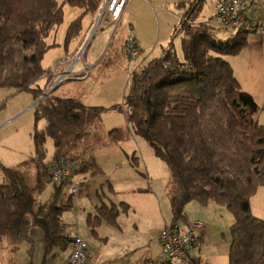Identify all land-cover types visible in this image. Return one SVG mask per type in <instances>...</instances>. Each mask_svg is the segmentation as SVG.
<instances>
[{
  "label": "trees",
  "instance_id": "1",
  "mask_svg": "<svg viewBox=\"0 0 264 264\" xmlns=\"http://www.w3.org/2000/svg\"><path fill=\"white\" fill-rule=\"evenodd\" d=\"M66 2L88 13H98L100 6V0ZM204 5L205 0L179 4L185 12L174 34H182L183 59L170 43L159 58L145 60L129 77L123 105L112 110L123 112L133 135L144 139L169 168L171 225L184 221L191 202L224 207L234 218L229 264H264V220L251 210V199L264 187V125L256 120L259 108L254 98L241 90L223 57L239 54L248 45L249 34L261 26L252 21L257 30L220 39L209 23L198 22ZM62 22L59 0H0V87L32 91L36 99L47 91L38 82L53 72L45 71L42 61L58 46L47 40ZM81 22L70 25L67 44L80 33ZM104 111L51 93L36 103V119L47 123L42 133L34 134L37 178L32 181L20 169H3L0 239L18 243L41 237L46 258L55 259L56 253L68 250L73 240L65 233L62 215L72 208L73 196L66 197L67 186H54L50 200H40L51 183L50 164L43 162L45 143L53 140L54 161L73 159L79 164L76 174L96 175L94 158L79 162L69 154L75 153ZM117 133L110 135L115 138ZM118 209L100 207L113 225Z\"/></svg>",
  "mask_w": 264,
  "mask_h": 264
},
{
  "label": "rangeland",
  "instance_id": "2",
  "mask_svg": "<svg viewBox=\"0 0 264 264\" xmlns=\"http://www.w3.org/2000/svg\"><path fill=\"white\" fill-rule=\"evenodd\" d=\"M154 1V15L144 18H141L140 15H136L135 17L137 21L144 22L146 26L151 27V39L149 42L147 41V46H144L147 49V54L150 53L151 55L145 56L150 57V60L159 58L163 53V48H166L173 39L174 51L179 59H183L182 39L180 36L182 34H174L176 28L179 27L177 25L180 22V14H182L179 9V4L176 6L174 3L172 4L171 2L174 0ZM160 1L167 2L168 4H161ZM187 1L193 0H186L182 3L185 4ZM218 1L220 0H205L200 21L209 23L220 39L227 40L230 37L233 38L236 32L223 29L221 22L214 16L215 5ZM63 2L64 0H59L60 5ZM260 3L264 2L259 1L253 4L254 8L264 10V7ZM74 9L69 4L65 5L66 14L63 10L65 18L62 24L51 34L52 38H48L47 40L51 45L57 42L60 43V46H54L45 54L42 61V68L45 71H52L53 74L50 80L46 77L42 78L38 82V85L42 90L45 88L48 90L57 84L58 87L56 86L51 91V96L60 99L78 100L87 108L103 107L105 109L99 118L101 123L87 130L84 140L78 145L75 153L69 154V157L77 159L78 161L82 160L87 162L98 146L100 147L106 145L108 141H113L114 138L112 136L110 140H104L102 134L109 133L112 129L119 130L117 135L118 137L120 135V138L123 139L117 146L120 152H114L112 150H115V148H112V150L109 149L112 153L104 150L95 157L97 168L100 166L104 172L99 178H107L112 181L118 179V182L122 185L127 183L124 186V192L119 193L116 200L118 202H124L118 209L121 216L117 219H119L118 222L122 226V230L129 238L134 235V232L126 233L128 229L125 228L128 226L132 228L133 226L139 227L141 238L144 239L145 237V245L148 244V239L155 240L157 237L159 238L167 223L172 224L168 195L170 172L165 162L156 156L152 147L144 139L132 136L129 123L123 112L110 109L113 106L123 105L129 77L143 63L139 65V56L133 62H130L127 57V60L125 57H120L118 60L112 61L109 66H106V62L100 58L98 52H101L103 48L109 45L112 35L115 34V30L111 29V31L107 32L109 38L107 37L108 39L106 41L101 39V36L104 34L101 32L103 27L99 26L100 29H95L96 20L93 27L86 33L83 44L82 37L84 31L79 33L80 36L78 34L79 37L75 36L67 44L65 34L71 21L78 16L77 12L72 11ZM88 26H91V24ZM263 29L261 27L259 31L262 33ZM256 33H250L248 45L255 40L250 37L252 36L251 34ZM72 43H76L77 46L80 44L81 46L67 57L66 63L61 65L60 63L64 61H60L59 59H63L62 55L66 51L65 44L69 45L68 48H70ZM248 45L237 55L223 56L232 66L240 88L244 92H246L244 89L248 88L243 83V75L251 62V56L254 57L253 54L251 55L248 52L243 53ZM251 46H249V50H251ZM84 51L88 52L87 56L84 55ZM95 52L97 55L92 59V53ZM254 58L256 60L255 65L259 69L257 73L264 79V58L263 60ZM66 64L69 65V68L73 66L72 72L67 74V79L63 83L58 84L60 75L63 73L66 74ZM96 64H98L96 68H93ZM86 66L87 68H92L90 74L87 75L86 72L77 73L82 68H86ZM73 69L75 70L73 71ZM47 83L49 84L48 86ZM247 86L251 87L248 84ZM253 93L254 95L250 92L248 94L254 98L259 108L257 120L261 125H264V90L262 94L257 92ZM37 100L38 98L36 99L32 91L18 92L13 87H0V182H2L4 168L25 171L32 181H36L37 157L34 134L36 131L42 133L46 128L45 120L36 119L35 105ZM45 148L46 157L43 159V162L48 164L54 157V144L52 140L48 139L46 141ZM121 177H125L123 183L119 181ZM52 193L53 186L50 183L42 194H40V200L47 202L50 200ZM258 194V197L256 195L253 196L251 199L252 202H255L259 198L261 192ZM100 197H103V195L101 194ZM109 197L113 199L110 195L107 199ZM152 200H154V204ZM259 200L261 199L259 198ZM113 201L115 202L114 199ZM124 204L130 207L128 208ZM259 205L260 208L257 204L254 208L256 211L260 209L261 215L264 216L263 200L259 201ZM210 206L212 205H202L197 202H192L187 207V210L191 212H189V216L200 217L198 220H193L196 218H190V223L200 221L205 224V222L208 223L206 220L214 223V230L212 229L210 235L206 237L203 247L201 246L200 251H193L191 255L194 257L196 255L198 256L200 259L199 264H229L231 245L230 228L231 223L234 222V218L226 208L220 207L222 211H220V214H216L213 211L214 209H210ZM98 211V214L92 216L88 222L90 228H87V222L78 220L76 210L64 214L63 220L67 219L69 223V234L74 231L76 232V230L79 231V229L80 232L84 230L89 234L90 240L88 244L91 250L93 249L92 251H95L102 257L120 253V243L121 245L125 243L121 232L108 225L100 209ZM260 219L264 220L263 218ZM109 224L113 226L112 223ZM116 234H120V236L117 237ZM30 238L21 240L18 243L11 242L7 238L0 239V264H64V261L59 257L60 253H56L55 259L52 256L45 257L44 244L41 237ZM110 247L111 249H108ZM108 252L110 253L108 254Z\"/></svg>",
  "mask_w": 264,
  "mask_h": 264
},
{
  "label": "crops",
  "instance_id": "3",
  "mask_svg": "<svg viewBox=\"0 0 264 264\" xmlns=\"http://www.w3.org/2000/svg\"><path fill=\"white\" fill-rule=\"evenodd\" d=\"M66 1L67 0H64V2L62 3V11L64 10L65 14H66L65 5L68 4ZM105 1L106 0H100V6L98 9V13H96L97 11L94 13L93 12L88 13V12H86L85 8L72 6L75 8L72 11L77 12L78 16H76V18L71 21L70 25L73 22H75L76 20H79V19L82 20V22H81L82 23V29L80 31V33L82 31H84V35L82 37V44L85 41L86 33L93 27V24L96 20V28L95 29H100V27H103L101 32L104 34L101 36V39H104L106 41L109 38L108 37L109 34H107V32L111 31V29L115 30V34L112 35V38L109 42V45L107 47L103 48V50H101V52H98V55H100V58L104 59L103 61L106 62L105 63L106 66H109L112 61H115L116 59L118 60L120 57H125V59L127 60V58H126L127 56H126V52H125V43H126L128 37H130V36H132L136 39L138 46L140 48L139 65H140V63H144L145 60H150L149 59L150 57H146V56L151 55V54L150 53L147 54V52H146L147 49H145L144 46H147V41L149 42V40L151 39V36H152L151 27L146 26V24L144 22L141 23L140 21H137L135 19V17H136V15H140L141 18H144L147 16L154 15V13H155V7H154L155 1L154 0H128L126 5H125V8H124L123 16H122L118 26H116V24L111 23L110 19H107L106 22L102 23L103 25H98V22L100 20V13L103 9ZM184 1H186V0H174L171 3L172 4L174 3V5L176 6L177 4H181ZM259 1L264 2V0H254L250 6V9L247 12V18L251 21L258 23L262 28H264V10L260 9V8L256 9V8H254V5H253ZM189 2H191V1H187L185 4L188 5ZM160 3L166 4L167 2L160 1ZM260 5H262L264 7V3H260ZM179 9L182 12V14H180V21H181V17L183 15V13L185 12V8H179ZM64 18H65V16L63 14V19ZM198 22H202V21H200V17L198 19ZM90 24H91V26H88ZM179 24H180V22H179ZM70 25H69V27H70ZM69 27H68V30H69ZM56 30H57V28L55 30H53L51 32V34ZM68 30H67V32H68ZM67 32L65 34L66 37H67ZM255 33L256 34H251L252 36H250L251 38H254L255 40L252 41L251 43H249L248 47L244 50L243 53L248 52L251 55L253 54L254 57L259 58V60L260 59L263 60V58H264V34H262L260 31H255ZM51 34L49 36L50 39L52 38ZM76 36H78V34ZM79 36H80V34H79ZM180 36L182 39V35H180ZM94 38H95V36H94ZM230 38H232V37H230ZM169 41H170V39H169ZM172 42H173V39L171 40V43ZM55 43L58 46H60V43H57V42H55ZM250 45H252L251 50H249ZM68 46L69 45L65 44L66 51L62 55L63 59H59L60 61H64V62L60 63L61 65L66 63L67 57L69 55H71L74 51H76L77 48L80 47L81 45L79 44L77 46L76 43H72L70 48H68ZM166 48H163V52L165 51ZM101 54H102V56H101ZM84 55L87 56L88 52L84 51ZM92 55H93L92 59H94L96 57L97 53L96 52L92 53ZM143 55H144V57H143ZM245 55H247V54H245ZM64 57H66V58H64ZM254 57L251 56V62L249 63L248 68H247L248 71L245 70L244 75H243V83L248 88V89H244V90H246V92L248 91V93L250 92L253 95H254L253 92H257V93L262 94V92L264 90V79H262L260 74L257 73V71L259 69H258V66L255 65L256 60ZM180 60H182V59H180ZM97 65L98 64L93 66V68H96ZM68 66L69 65L66 64L65 70H66V72L70 70V73H71L73 66L70 68ZM74 70L75 69H73V71ZM86 70H89V74H90L92 71V68H90V67L87 68V66H86V68H82L77 73H85ZM63 75H65V73L60 75L58 84L63 83L65 81L64 80V81L60 82V79L62 78ZM51 77H49L48 80H50ZM65 79H67V77H65ZM247 84L250 85L251 87H248ZM55 85L57 86V84H55ZM127 85H128V83H127ZM53 87L50 89L53 90ZM50 89H48L47 91H49ZM52 90H50V92H49V94L51 93V95H52V92H51ZM51 97L55 98V96H51ZM117 106H119V105H117ZM115 107L116 106H113L110 109H113ZM101 108L104 109L103 107H101ZM256 120H257V115H256ZM100 123L101 122L99 120H97L94 125H98ZM46 125H47V123H46ZM113 130H117V129H112L109 131V133L106 132L105 134H102L104 140H110V137H111L110 134ZM131 133H132V131H131ZM117 134H113L114 136L116 135L112 141L113 143L108 141V143L106 145H103L100 147L98 146L94 150V152L90 156V158H94L96 165H97V161L95 160V157L98 154L102 153L104 150H108L109 153H112V151H114V152L116 151L117 153L120 152V150L117 148V146L119 143H121V141L123 139L120 138V135L118 137ZM132 136L134 137L133 133H132ZM52 142H53V140H52ZM109 144H111V145H109ZM112 148H115V150H112ZM109 149H111L112 151ZM54 156H55V146H54ZM134 158H135V156H134ZM53 159H54V157H53ZM50 163H48V164H50ZM45 164H47V163H45ZM97 169H98V173L94 176H92L90 174V172H87V173L81 172V173H77V174L75 173L74 182L79 187L80 190H79L78 195L73 196L72 208L69 211L64 212L62 215V222L66 227V229H65L66 235L70 237L71 234L76 233V234L80 235L88 243H89L90 237H89V234L86 233L84 230H82V232H80V229H79V231L76 230V232L74 231L71 234H69V231H70L69 225H68L69 223H68L67 219L63 220L64 214L69 213L73 210H76V216L78 217V220L85 221V222H87V225H88V222L90 221L92 216L98 214V212H99L98 210L100 209L101 206H105L106 208L107 207L109 208L112 205H114V206L120 208V205H122L124 202H122V201L118 202L116 200L118 198V194L121 192H124V186L127 185V183H125L123 185L120 184L118 182V179L115 181L114 180L112 181L111 179H107V178H105V179L99 178L101 175L104 174V172L100 166H98ZM169 172H170V170H169ZM124 179H125V177H121L119 179V181L121 183H123ZM169 181H170V174H169ZM112 182H114V183H112ZM51 185L54 187L53 184H51ZM66 190H67V187H66ZM168 191H169V184H168ZM260 192H261V194H260L259 198L261 200H259V198H258L255 202L251 201L252 202L251 203V210H252V213L254 214V216L258 217L259 219L260 218L264 219V216L261 215V213L259 211L260 209H257V211H256V209L254 208V206L256 204L260 208L259 201L263 200V202H264V187L259 189L256 196L259 195L258 193H260ZM101 194L103 195V197H100ZM109 195L112 196V198L115 200V202L110 197H109V199H107ZM66 197H69L68 190L66 192ZM152 203L154 204V200H152ZM189 204L185 208V219L183 222H181L182 225L180 223L181 226H187L188 227L190 224V222H189L190 218H196L193 220H198V218H200V217L188 215L190 212L187 210V207L189 206ZM124 205L128 206V208L130 207L127 204H124ZM209 205H212V206H210V209H214L213 211L216 214L217 213L220 214V211H222L220 206H218L216 204L211 203ZM200 209H206V208H200ZM208 211H211V210H208ZM120 216L121 215L119 214L118 218H120ZM96 217H98V216H96ZM209 219H210V217H209ZM118 220L119 219L116 220V224L113 226L109 223H107V224L113 228L118 229V231L121 232L123 240H125L124 244L121 245V243H120L121 252L115 253L113 255H107L106 254L107 256L102 257L100 254L98 255L95 251H92L93 249L91 250V248H90V252H91V255L93 258V262L96 264H152L161 253L160 236H159V238L157 237V239H155V240L148 239V244L144 245L145 237H144V239L141 238L140 232H139V227L133 226V228H132L131 226H128L125 228V229H128V230H126V233L131 232V231L134 232V235H132L129 238L127 236V234H125V232L122 230V228H121L122 226H120V223L118 222ZM101 221L103 222V220H101ZM206 221H208V223L205 222V224H207V225H205L203 223L205 226V230L203 232L202 247L205 243L206 237L210 235V233L213 229V225H214L213 222H210L209 220H206ZM233 223L234 222L231 223V226L233 225ZM168 225H171V224L167 223L166 226H168ZM87 228H90V226L88 225ZM116 236L119 237L120 234L119 235L116 234ZM89 247H90V245H89ZM108 249H111V247ZM70 251H71V246L68 248L67 251L60 253L59 257H61V259L64 261L63 262L64 264H68V257H69ZM198 251H200V250H198ZM109 253L110 252H108V254ZM193 258L196 259V258H198V256L197 255L195 257L193 256ZM199 263H200V259H199Z\"/></svg>",
  "mask_w": 264,
  "mask_h": 264
},
{
  "label": "built area",
  "instance_id": "4",
  "mask_svg": "<svg viewBox=\"0 0 264 264\" xmlns=\"http://www.w3.org/2000/svg\"><path fill=\"white\" fill-rule=\"evenodd\" d=\"M127 1L106 0L100 13L98 24L110 19L111 23L118 26ZM252 1L220 0L215 5V16L225 30H233L235 32L257 30V24L247 18V12ZM262 33L264 34V29ZM125 52L131 62L139 56V47L134 37H128L125 43ZM68 73H70V70L62 76L60 82L65 80ZM86 73L88 75L89 70H86ZM78 168V162L73 159L61 158L53 160L50 163L49 173L51 183L56 187L67 186L68 194L71 196L78 195L80 189L74 182V176ZM204 230L205 226L200 221L190 223L188 227H181L178 224L166 226L160 235L161 253L153 264H199V258H193L191 253L200 250ZM69 238L73 242L68 257V264H96L93 262L87 241L76 233Z\"/></svg>",
  "mask_w": 264,
  "mask_h": 264
},
{
  "label": "water",
  "instance_id": "5",
  "mask_svg": "<svg viewBox=\"0 0 264 264\" xmlns=\"http://www.w3.org/2000/svg\"><path fill=\"white\" fill-rule=\"evenodd\" d=\"M55 86L53 87V89L55 88ZM50 90H52V89H50ZM50 90L46 91L41 97H39L36 103L40 102L44 97H46L49 94Z\"/></svg>",
  "mask_w": 264,
  "mask_h": 264
}]
</instances>
